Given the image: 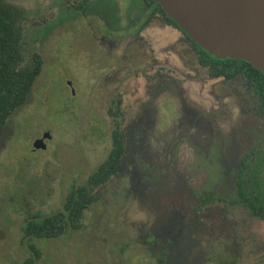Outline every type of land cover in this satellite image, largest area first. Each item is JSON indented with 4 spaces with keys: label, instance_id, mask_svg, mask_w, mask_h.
<instances>
[{
    "label": "rangeland",
    "instance_id": "rangeland-1",
    "mask_svg": "<svg viewBox=\"0 0 264 264\" xmlns=\"http://www.w3.org/2000/svg\"><path fill=\"white\" fill-rule=\"evenodd\" d=\"M7 1L25 10L24 53L27 60L38 53L43 67L28 101L0 131V264H23L28 257L20 243L23 225L60 210L69 190L106 160L114 120L133 142L128 149L134 155L99 188L100 198L79 229L33 240L43 252L39 264H172L151 258L150 236L163 218L185 210L186 223L196 208L197 250L177 264H264V220L242 204L218 199L234 196L248 154L246 187L264 196V116L242 98L244 83L211 78L198 65L195 48L179 42L184 34L163 24L161 13L141 33L157 57V64L151 62L150 49L139 52L140 40L130 37L148 16L141 17L140 0H91L81 11L75 9L79 0ZM157 69L188 74L183 91L176 90L183 100L172 90L159 95L154 125L144 133L128 129L124 123L134 120L149 97L145 78ZM119 99L126 113L111 115ZM183 107L187 114L201 113L210 128H193V116H184ZM44 133L51 137L44 140L46 149H34ZM209 139L222 153L226 176L216 188L218 201L198 209Z\"/></svg>",
    "mask_w": 264,
    "mask_h": 264
},
{
    "label": "trees",
    "instance_id": "trees-1",
    "mask_svg": "<svg viewBox=\"0 0 264 264\" xmlns=\"http://www.w3.org/2000/svg\"><path fill=\"white\" fill-rule=\"evenodd\" d=\"M90 2L91 0H79L75 9L77 11L85 10ZM149 3L147 7L151 9L150 18L161 13L166 17V21L179 28L159 4L153 0H149ZM25 20L24 9L7 0H0V131L5 128L10 117L28 101L43 67L42 57L38 53H34L30 60H27L25 56L23 41ZM193 44L199 52L198 65L206 68L211 78H221L226 83L231 80L242 81L244 83L242 98L251 110L256 109L264 116V74L244 60L216 58L195 43ZM116 102L118 104L112 110L111 107L109 113L119 116L121 99ZM114 123L112 148L106 160L88 176L83 185L72 187L69 190L60 210L28 220L23 225L20 243L28 251V257L23 261V264H39L42 259L43 252L35 243H32L33 240H54L79 229L85 212L100 198L99 192H97L99 188L119 175L124 157L127 159L134 155V149H128V146L133 142L127 138L126 131L121 128V123L118 120H114ZM199 134L198 132L194 136ZM210 144L215 143L209 139L206 145L210 152L203 154L208 157L209 164L208 166L206 164L208 173L205 178L204 196L200 200L198 209L219 199L230 205L242 204L252 216L264 220V196L247 189V187L249 188V179H245V173H243L251 154H248L242 161L241 166L244 168L238 172L234 196L226 195L223 199H217L216 188L225 178L226 173L221 172L222 153L217 150L216 146L211 147ZM128 151L130 152L129 156ZM176 181H178L177 183L181 182L184 188L182 180ZM183 191L184 189H182L181 195H183ZM167 193L162 192L165 195ZM153 196L158 198L159 194L155 193ZM185 200L186 198L180 197L178 202H185ZM196 209L192 211V217L186 223L183 222L189 217L185 218V210H182V213L163 218L160 224H156L154 234L149 239L150 247L148 249L153 260L177 264L179 261L185 260L188 253L197 250L196 243L199 241L197 236L200 229L198 230V227L194 225V222L199 218L195 212Z\"/></svg>",
    "mask_w": 264,
    "mask_h": 264
},
{
    "label": "water",
    "instance_id": "water-1",
    "mask_svg": "<svg viewBox=\"0 0 264 264\" xmlns=\"http://www.w3.org/2000/svg\"><path fill=\"white\" fill-rule=\"evenodd\" d=\"M189 39L216 58L244 60L264 74V0H153ZM49 133L34 142L46 149Z\"/></svg>",
    "mask_w": 264,
    "mask_h": 264
},
{
    "label": "flooded vegetation",
    "instance_id": "flooded-vegetation-1",
    "mask_svg": "<svg viewBox=\"0 0 264 264\" xmlns=\"http://www.w3.org/2000/svg\"><path fill=\"white\" fill-rule=\"evenodd\" d=\"M142 1V4L139 6L142 11H143V15L141 17H143L144 15L148 14V16L146 18H144V21L142 22V24H140V26H138V29H136L131 35L130 37L132 36H136L137 39L140 40L141 44L140 43L138 44L139 47V52H141L142 50L140 48H145L148 47L150 49V52H151V62L155 61V63L157 64L158 62L156 61L157 57L154 53V51L152 50L151 46L143 43V40L144 38L141 37V33L144 29H146V27H148L149 25H151V22L153 20H156L158 19V17L160 15H154L153 17H149V13H151V9L147 7V5H149V0L146 1V0H140ZM91 5V3L86 6V7H89ZM102 4H100L99 6H101ZM148 11V13L146 12ZM140 18V15L138 16V19ZM161 19L163 21V24L166 23L168 24L167 26H170L172 24H170L168 21H166V17L164 15L161 14ZM132 24V23H131ZM185 36V39H179V42L181 43H189V45H192L196 52H197V61H198V55H199V52L197 50V48L194 46V44L191 42V40L189 39V37L180 29L178 28ZM139 35V36H138ZM139 37V38H138ZM122 40V39H121ZM120 40V41H121ZM184 40V41H183ZM115 42V40H110L109 43H113ZM112 48V47H111ZM142 48V49H143ZM145 52H143L141 54L144 55ZM145 58V57H143ZM148 59V58H147ZM146 59V60H147ZM150 60V59H148ZM153 63H151V66L152 67H155V65H152ZM162 65L166 66V67H169V64L167 66V61H163L162 62ZM180 74V73H178ZM186 75V77H185ZM112 78V77H111ZM177 79H179L180 81L177 82ZM146 80V84L148 86V89L150 90V93H149V97L146 98V100H142L138 106V112L134 118V120L130 121L128 124L127 123H124L125 124V127H127L128 129H139L141 130V133H144L146 131V129H149L152 125H153V121H154V113H155V102L160 98L159 95H162V94H165L167 91L169 90H172L171 92H174L176 94H178V96H180L181 100H183V96L180 95V93L176 90H182V85L181 83L184 84V80H189L188 78V74H185V72H183L180 76H177L173 73H168V72H163V71H160L159 69H157V71L155 70V72H151L147 75V77L145 78ZM140 101V99L138 100V102ZM185 106V105H184ZM120 107V111L122 113H126V110H125V105L124 103L122 102V107ZM110 110V109H109ZM183 115H187V118L193 116L191 114H187V111L184 109L183 107ZM202 114L200 113H197L196 115L193 116V124L195 125V127L193 128H197V129H205V128H210L208 126V123H205L204 121H202ZM189 122V120H186ZM126 129V128H125ZM144 130V131H143ZM182 137L181 138H178L176 140V143L177 144H180L182 142ZM125 158V157H124ZM122 159V164L125 162V159Z\"/></svg>",
    "mask_w": 264,
    "mask_h": 264
}]
</instances>
